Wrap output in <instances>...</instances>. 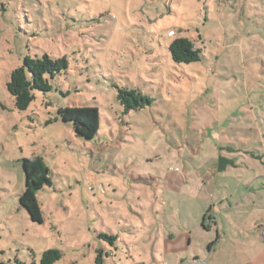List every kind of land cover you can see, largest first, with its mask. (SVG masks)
Segmentation results:
<instances>
[{
  "label": "rangeland",
  "instance_id": "rangeland-1",
  "mask_svg": "<svg viewBox=\"0 0 264 264\" xmlns=\"http://www.w3.org/2000/svg\"><path fill=\"white\" fill-rule=\"evenodd\" d=\"M263 25L264 0H0V264H38L50 249L60 251L54 264H96L98 251L102 264H175L188 237L205 257L211 158L242 137L222 129L237 128L257 100L251 69L238 61L263 42L246 35ZM180 37L193 40L199 61L171 60ZM43 54L65 57L67 69L19 111L10 72ZM117 88L149 104L125 113ZM73 107L97 108L92 140L59 118ZM32 154L51 181L35 194L42 223L18 202L20 160Z\"/></svg>",
  "mask_w": 264,
  "mask_h": 264
},
{
  "label": "crops",
  "instance_id": "crops-1",
  "mask_svg": "<svg viewBox=\"0 0 264 264\" xmlns=\"http://www.w3.org/2000/svg\"><path fill=\"white\" fill-rule=\"evenodd\" d=\"M258 30L254 28L246 35L264 37V33ZM262 41L255 49L242 48L238 61L251 69V77L259 88L257 100L254 104L247 102L246 108L241 109L239 124H235L237 128L222 129L226 132L239 131L242 137L226 140L219 147L218 156L211 158V194L208 198L211 200L208 210L211 214L202 215V222L199 223L203 229L211 228V242L205 241L206 256L190 250L192 241L188 237L183 242L185 249L175 252V264H229L230 260H234L232 264H264V97L259 95V91L264 93V86L259 85L264 81ZM221 180L222 184H219ZM250 208H254L252 213L256 209L261 213L259 218L250 212L244 223H237V213H244V209L247 211Z\"/></svg>",
  "mask_w": 264,
  "mask_h": 264
},
{
  "label": "trees",
  "instance_id": "trees-1",
  "mask_svg": "<svg viewBox=\"0 0 264 264\" xmlns=\"http://www.w3.org/2000/svg\"><path fill=\"white\" fill-rule=\"evenodd\" d=\"M171 60L176 64H190L200 59V51L190 38L174 39L168 46ZM67 69L65 57L52 58L47 54L31 57L26 55L21 66L11 70L6 83L7 92L14 100V106L24 111L34 99V92H48L52 89L48 77ZM116 99L123 107L124 112L137 110L149 104V100L137 90L117 88ZM59 118L72 125L75 135L82 140H92L99 130V113L95 107H73L58 109ZM24 173V187L19 195V205L23 208L30 220L42 223L41 210L35 194L45 186H50L49 170L39 156L30 155L20 160ZM112 238V237H111ZM96 264H101V251L97 252ZM60 259V251L50 249L44 251L38 264H54Z\"/></svg>",
  "mask_w": 264,
  "mask_h": 264
},
{
  "label": "built area",
  "instance_id": "built-area-1",
  "mask_svg": "<svg viewBox=\"0 0 264 264\" xmlns=\"http://www.w3.org/2000/svg\"><path fill=\"white\" fill-rule=\"evenodd\" d=\"M174 33L173 32H170L169 35L172 36ZM263 231V234H264V228L262 229Z\"/></svg>",
  "mask_w": 264,
  "mask_h": 264
}]
</instances>
